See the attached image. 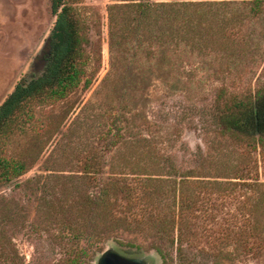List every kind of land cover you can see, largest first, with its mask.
I'll return each instance as SVG.
<instances>
[{
    "label": "rangeland",
    "instance_id": "obj_1",
    "mask_svg": "<svg viewBox=\"0 0 264 264\" xmlns=\"http://www.w3.org/2000/svg\"><path fill=\"white\" fill-rule=\"evenodd\" d=\"M51 2L0 0V106L42 69ZM68 2L91 28V82L34 105L13 137L8 155L35 162L0 186V264H65L85 247L83 264L110 249L163 264L166 232L183 248L163 240L167 264H264V143L220 136L213 113L220 94L264 95V0ZM137 3H186L179 46L153 49L125 24L110 39L109 8Z\"/></svg>",
    "mask_w": 264,
    "mask_h": 264
},
{
    "label": "trees",
    "instance_id": "obj_2",
    "mask_svg": "<svg viewBox=\"0 0 264 264\" xmlns=\"http://www.w3.org/2000/svg\"><path fill=\"white\" fill-rule=\"evenodd\" d=\"M182 6L185 7L186 3H160L157 6L145 3L113 5L108 10L110 39L117 42L116 35L120 40L118 43H121L127 36L121 32L119 26L125 24L130 34H133L136 28L138 31L142 29L140 32L142 39L144 40L143 34H146L148 40L152 39L153 43L155 42L153 46L148 44L153 49L159 47L165 50L170 46H179L171 26L175 20H180V16H177L180 14L178 7ZM127 8L129 14L124 11ZM119 10L120 14L117 15ZM51 11L56 20L47 38L46 50L40 57L43 64L40 73L30 79L19 81L0 106V186L7 185L24 175L35 162L27 163L25 159L8 155V148L15 134L35 119L33 106L64 100L80 85L88 87L91 82L87 78L93 46L89 24L81 18L77 9L68 0H52ZM165 21L170 24L168 30L170 33L158 29ZM136 37L139 39L137 34ZM139 41L142 42L140 39ZM166 58L167 56L163 54L162 59ZM217 99L219 101H216L213 113L220 136L246 139L253 144L264 143V95L257 93L254 97L251 94L239 97L235 94H220ZM263 203L264 198H260L258 209L262 208ZM69 231L68 239L74 242L92 238L91 234L79 228H71ZM161 235L157 237L153 249L161 257L163 264H167L170 256L167 249L162 247L163 240L165 245L166 241H170L167 242L169 248L176 242L178 244L176 252L181 258L183 248L179 247L178 243L181 235L175 240L167 232ZM89 253L87 247L73 248L65 264H83V257Z\"/></svg>",
    "mask_w": 264,
    "mask_h": 264
},
{
    "label": "water",
    "instance_id": "obj_3",
    "mask_svg": "<svg viewBox=\"0 0 264 264\" xmlns=\"http://www.w3.org/2000/svg\"><path fill=\"white\" fill-rule=\"evenodd\" d=\"M96 264H148L143 259L124 256L115 250H107L101 254Z\"/></svg>",
    "mask_w": 264,
    "mask_h": 264
}]
</instances>
